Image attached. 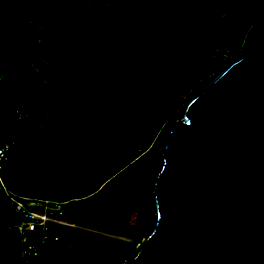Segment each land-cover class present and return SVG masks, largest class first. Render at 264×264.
Returning <instances> with one entry per match:
<instances>
[{
	"label": "trees",
	"instance_id": "trees-1",
	"mask_svg": "<svg viewBox=\"0 0 264 264\" xmlns=\"http://www.w3.org/2000/svg\"><path fill=\"white\" fill-rule=\"evenodd\" d=\"M255 53L264 0H0L5 190L67 202L66 221L97 231L64 228L69 243L37 264L126 263L155 223L168 125Z\"/></svg>",
	"mask_w": 264,
	"mask_h": 264
},
{
	"label": "water",
	"instance_id": "water-1",
	"mask_svg": "<svg viewBox=\"0 0 264 264\" xmlns=\"http://www.w3.org/2000/svg\"><path fill=\"white\" fill-rule=\"evenodd\" d=\"M156 219L124 264H264V53L219 73L167 127ZM0 187V264H22Z\"/></svg>",
	"mask_w": 264,
	"mask_h": 264
},
{
	"label": "built area",
	"instance_id": "built-area-1",
	"mask_svg": "<svg viewBox=\"0 0 264 264\" xmlns=\"http://www.w3.org/2000/svg\"><path fill=\"white\" fill-rule=\"evenodd\" d=\"M214 52L219 54L225 63L240 57V50L224 46H215ZM17 121H26L30 113L24 107L14 110ZM12 149V142L0 139V187L3 188L14 211L19 216L18 227L22 234V264H37L40 260L52 259L65 245L64 228L81 227L63 218V207L67 202L54 198H33L5 190L3 171Z\"/></svg>",
	"mask_w": 264,
	"mask_h": 264
},
{
	"label": "rangeland",
	"instance_id": "rangeland-1",
	"mask_svg": "<svg viewBox=\"0 0 264 264\" xmlns=\"http://www.w3.org/2000/svg\"><path fill=\"white\" fill-rule=\"evenodd\" d=\"M222 18H223V17L221 16V19H222ZM81 229H83V230H85V231H91V232H94V233L97 232V231H92V230H88V229H84V228H81ZM64 240H65V243H66V244H68L69 241H70V240L67 239V238H65Z\"/></svg>",
	"mask_w": 264,
	"mask_h": 264
}]
</instances>
